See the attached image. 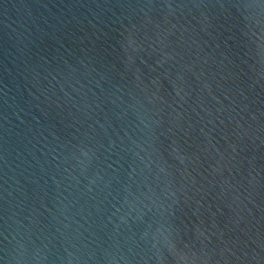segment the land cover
<instances>
[{
	"label": "water",
	"instance_id": "1",
	"mask_svg": "<svg viewBox=\"0 0 264 264\" xmlns=\"http://www.w3.org/2000/svg\"><path fill=\"white\" fill-rule=\"evenodd\" d=\"M0 264H264V0H0Z\"/></svg>",
	"mask_w": 264,
	"mask_h": 264
}]
</instances>
